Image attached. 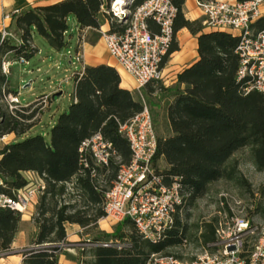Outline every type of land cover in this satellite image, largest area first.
Segmentation results:
<instances>
[{
  "label": "trees",
  "instance_id": "16d2710c",
  "mask_svg": "<svg viewBox=\"0 0 264 264\" xmlns=\"http://www.w3.org/2000/svg\"><path fill=\"white\" fill-rule=\"evenodd\" d=\"M111 1L58 0L11 13L20 40L0 36V135L12 132L21 135L28 131L36 124L32 118L43 104L34 99L13 112L8 109L5 95L16 94L18 90L9 86L8 73L2 70L3 60L32 58L38 51L34 32L54 49L67 47L72 17L81 36L85 29L100 27L104 19L110 18L111 29L121 28L107 11ZM143 1L133 0L130 9ZM173 2L178 6L174 29L185 26L197 36L198 57L177 73L175 83L164 85L162 80H150L142 86V91L149 93L157 87L161 96L170 97L166 109L170 132L157 134L154 160L165 161L163 168L156 169L164 174L166 181L175 179L180 183L184 195L181 207L184 203H194L217 180L246 184L239 160L234 157L241 148L247 147L249 159L264 170V92L245 93L237 80L236 35L222 29L204 30L203 16L189 19L185 16V0ZM263 26L264 16L252 23L253 30ZM174 48L176 43L168 51ZM71 79L74 81L72 100L58 113L48 138L37 132L0 143V177L4 180L1 190L14 194L25 186L29 182L25 171L37 172L44 181V188L30 207L36 232L30 246L22 252L21 264H57L63 249L59 243L67 238L68 223L78 224L90 234L83 241L79 238L85 244L72 247L77 251L79 264H144L150 253L181 242L178 214L165 238L158 242L143 237L127 217L116 222L112 231L91 230L96 227L97 219L105 215V192L120 164L130 160L129 143L119 132V123L140 111L142 101L134 90L120 85L121 75L109 63L74 69ZM148 86L152 89L148 90ZM97 130L111 142L110 163L99 166L89 158L87 165H81L78 147ZM21 215L16 208L0 205L1 251L12 249ZM215 226L214 221L204 224L201 232L204 243L215 238ZM109 239L123 244H100Z\"/></svg>",
  "mask_w": 264,
  "mask_h": 264
},
{
  "label": "built area",
  "instance_id": "2783aa9c",
  "mask_svg": "<svg viewBox=\"0 0 264 264\" xmlns=\"http://www.w3.org/2000/svg\"><path fill=\"white\" fill-rule=\"evenodd\" d=\"M115 1L110 2L107 11L121 28L111 29L101 25L98 30L109 54L115 60L116 69L123 68L130 73L139 88L150 80H163L162 62L175 38L174 21L178 6L173 0H144L130 9L129 4L133 0H124L120 5H115ZM195 3L204 17V26L226 30L238 37L237 80L241 82L242 90L245 93L252 90L264 92V26L258 30L252 27L257 18L264 16V0H195ZM7 16L12 18L11 14ZM150 20L157 25V30L151 28ZM9 35L8 25L4 24L0 36L3 38ZM65 52H69L67 47ZM18 61L29 63L24 58ZM12 62L9 59L3 60V72H9ZM72 62L77 63L74 69H83L79 53ZM19 91L5 95L8 109L12 112L30 103L21 101ZM38 95L34 98L38 101L45 102L48 97L46 93ZM142 104L140 111L129 120L119 123L118 130L129 143L130 160L120 164L105 192V215L101 219L118 222L127 217L143 237L158 242L173 226L175 213L184 195L178 180L166 181L164 174L153 165L157 131L149 104L146 101H142ZM8 134L0 135V140L7 141ZM112 155L111 142L100 130L85 137L78 147V161L81 165H87L91 158L96 165L108 166ZM31 174L29 182L19 187L14 194L1 190L4 180L0 177V205H9L22 214L27 212L44 188L42 177L35 171H31ZM82 244L85 243L79 239L68 238L59 243L63 249ZM100 244L121 246L123 243L109 239ZM208 247L209 250L205 249L191 259L152 252L144 264H264V221L253 222L247 216L237 213L224 214L215 226V238L208 243ZM11 250H0V256Z\"/></svg>",
  "mask_w": 264,
  "mask_h": 264
},
{
  "label": "rangeland",
  "instance_id": "374dc122",
  "mask_svg": "<svg viewBox=\"0 0 264 264\" xmlns=\"http://www.w3.org/2000/svg\"><path fill=\"white\" fill-rule=\"evenodd\" d=\"M105 22H107V19H104L103 23ZM108 22L110 24V18L108 19ZM106 26L107 24L104 25V27ZM98 28L88 29L87 33H85L81 40L88 42L87 46L90 47V51L93 54L100 55L102 58L110 57L111 55L109 54L106 45L100 36ZM8 30L10 32L9 37L13 39V34L16 30L12 27H8ZM71 35L72 34H70V36ZM67 42L69 52L66 53L65 49H62L57 59L60 61L59 76L62 81H65L67 76L73 71L74 66L77 65V63L72 62L75 61V55L77 53L80 54V63H83V47L80 45L81 42H78L76 36L72 37V40L68 37ZM126 73L128 75L129 86L131 87L129 89L134 90L135 96L138 99L146 101L149 104L153 114L157 134L169 133L170 126L166 116V109L170 97L167 95L161 96L160 90L157 87L149 93L142 91L143 87H137V82L133 76L127 71ZM8 77L9 81H11L14 85L18 84V87H15V89L20 90L19 97L22 102H31L33 96L35 98L37 94L41 93L39 91L44 84V79L43 77H40L37 72H31L29 63L26 64L19 61L12 62L8 72ZM22 77L24 78L22 81L23 84L18 83ZM26 81H32L31 86H22L20 88V84L24 85ZM162 84L167 85L163 82V80ZM55 88L58 89L57 87ZM41 89H47V87H43ZM147 89L150 90L152 87L148 86ZM43 93L48 95V100L43 102L40 111H38L32 118V120L36 121L38 124L31 127L28 131L22 133L21 135H17L15 132H12L7 135V141L18 139L28 133L36 131L38 128H43V126H45L44 124L46 120H43L44 122L41 124L39 121L42 119V114L46 112L51 94L48 92ZM2 142L4 141L0 140V143ZM234 157L239 160V168L247 180L246 184L240 185L234 180L228 179L217 180L213 182L208 191L203 196L197 198L194 203H184L181 207H179L175 216L178 214L180 218V229L182 230V232H180L182 235L181 242L178 244L168 245L160 251V253L180 255L179 257L182 259H191L196 257L205 249L209 250L210 247H208V242L204 243L201 240V232L203 231L204 224L209 221H214L217 224L218 220L221 219L224 214L231 215L233 213H237L247 216L253 222L264 221V170L258 169L249 159V149L247 147L237 150ZM153 165L157 168H163L165 161L162 158H158L153 160ZM101 183L104 182L102 181ZM222 200L223 203L221 202ZM34 202L35 201L32 202V205ZM115 224L116 222L100 218L97 219L96 227L91 230L94 233H97L100 230L112 231ZM78 236L83 241L88 238L90 234L86 233V228H82L78 231ZM164 238L165 236L163 239Z\"/></svg>",
  "mask_w": 264,
  "mask_h": 264
},
{
  "label": "crops",
  "instance_id": "0c3cea01",
  "mask_svg": "<svg viewBox=\"0 0 264 264\" xmlns=\"http://www.w3.org/2000/svg\"><path fill=\"white\" fill-rule=\"evenodd\" d=\"M55 1L58 0H0V29L4 24L8 25L9 28H14L16 32H14V34L12 33V40H20L19 32L16 29L11 16L7 15L16 11H20L30 5L52 3ZM184 11L185 16L189 19H195L201 16L202 14L196 6L195 0H185ZM149 22L151 28L153 30H157V25L151 20ZM105 24H107L106 27L109 26L108 20L107 22L101 25L104 26ZM204 30L209 31L212 30V28L204 26ZM87 31H82V35H85ZM70 34L72 35L70 36ZM74 36L77 37L78 42H81L80 45L83 47V63H81L82 65L98 64L102 62L109 63L114 66L116 65V63L114 62V58H112L111 56L102 58L100 55H95L90 51V47L87 46L88 42H86L85 40H81L82 36L81 34H79L76 20L74 17H72L70 18V30L67 39L69 37L70 40H72V37ZM33 39L38 47V51L32 58L29 59L30 70L31 72H37L40 77H43L44 79V84L41 88L47 87V89L40 88L39 92H48L51 95L48 107L46 108V112L42 114V121H39L40 124L44 122L43 120H46L47 123H43L45 125L43 126V128H38L36 131H33L31 133L34 134L37 132H41L44 134L45 137L48 138L50 128L54 124L58 113L66 109L72 100L71 93L74 88V81L71 79L72 72L67 76L65 81L60 80V61H58L57 59L62 49L57 50L51 47L47 43V41L37 32L33 33ZM174 43H176L177 48L168 51L162 62L164 73L163 82L167 85L175 83L177 79V73L185 66L195 61L198 57L197 36L191 33L187 27L183 26L175 31V38L171 45ZM63 49H66V47ZM23 79L24 78L22 77L18 83H22ZM31 82L32 81L28 82L25 86H31ZM17 85L18 84L14 85L11 81H9L10 87L15 88L18 87ZM120 85L125 87V85H123L122 83H120ZM55 87H57L58 89H56ZM33 100L34 96L32 98V101ZM37 124L38 123L34 124L32 127ZM24 175L27 177L32 176L31 171H25ZM80 230L81 227L78 224L68 223L67 238L69 240L79 239L80 237L78 236V231ZM35 232L36 225L32 219V210L31 208H29L27 212L21 215L19 229L12 242V250L9 253L0 256V264H21L23 257L22 252L25 248L30 246V240L34 236ZM57 264H79V257L76 249H62L61 252L58 254Z\"/></svg>",
  "mask_w": 264,
  "mask_h": 264
},
{
  "label": "bare ground",
  "instance_id": "6f19581e",
  "mask_svg": "<svg viewBox=\"0 0 264 264\" xmlns=\"http://www.w3.org/2000/svg\"><path fill=\"white\" fill-rule=\"evenodd\" d=\"M124 0H116L115 5H120L123 3ZM119 72L121 75V83L125 85V87H130L129 86V80H128V75L126 71L123 68H119ZM125 83V84H124Z\"/></svg>",
  "mask_w": 264,
  "mask_h": 264
}]
</instances>
